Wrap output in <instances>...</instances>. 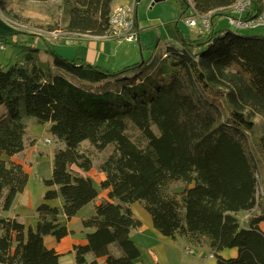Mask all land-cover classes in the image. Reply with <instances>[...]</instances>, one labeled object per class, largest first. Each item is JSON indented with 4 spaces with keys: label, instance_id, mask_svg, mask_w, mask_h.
<instances>
[{
    "label": "trees",
    "instance_id": "1",
    "mask_svg": "<svg viewBox=\"0 0 264 264\" xmlns=\"http://www.w3.org/2000/svg\"><path fill=\"white\" fill-rule=\"evenodd\" d=\"M74 1L68 35L108 32L116 0ZM175 1L184 17L188 4ZM238 1L191 0L196 14H212L210 29L190 39L175 23L179 44L166 45L151 65L148 59L113 70L49 45H18L19 58L0 66V212L11 209L28 181L7 159L23 151L28 125L48 124L61 147L35 208L36 225L0 216V264H60L44 237L64 239L69 232L58 218L69 221L98 197L83 175L93 168L80 149L84 141L98 152L112 150L97 168L106 196L81 221L85 244L72 247L75 264L138 263L130 237L141 226L134 203L161 236L207 246L216 264H264V34L215 23ZM0 7L5 11V0ZM262 10L261 0H251L246 16ZM9 37H0L8 47ZM57 199L61 208L48 204ZM240 213L248 215L245 225ZM226 250L235 257H222Z\"/></svg>",
    "mask_w": 264,
    "mask_h": 264
},
{
    "label": "rangeland",
    "instance_id": "2",
    "mask_svg": "<svg viewBox=\"0 0 264 264\" xmlns=\"http://www.w3.org/2000/svg\"><path fill=\"white\" fill-rule=\"evenodd\" d=\"M154 1L140 0L136 7V15H138L139 21H146V26H149V32L145 31L142 35L148 32L146 36L151 39L147 49L140 51L139 44L136 42L130 44L116 43L109 39H98L90 35H68L66 26L69 10L74 5V0H5V11L0 7V21L10 29L11 32L7 35L11 36L9 38L14 42V45L10 44L9 47L6 45L8 48L0 56V63L6 64L19 58V54L17 56L19 52L18 45L27 41H33L40 47L43 44L52 46L57 53L62 55L75 53V56L79 57L86 53L85 49L90 45L99 48L100 45L97 47V42H100L103 44L101 47L111 48V58L115 54L113 64L106 66L113 70L148 59H153L150 65L156 63L164 53L166 45L174 44L172 43L173 40H170V35H175L173 29L169 28L170 23L176 22L179 31L185 33L184 35L190 39L196 38L198 31L197 28L192 29L185 25L184 17H181L179 6L175 0ZM223 21L224 18L217 19L215 21L217 27H222V25L228 27L226 22ZM236 33L244 35L264 34V28L255 31H238ZM177 44H179V41ZM93 51L99 53L97 49ZM66 76L71 78L69 75ZM29 127L28 137L31 142L33 141L35 149L40 151L41 157L36 152L29 153L30 160L24 165V171L28 175L26 187L21 194L17 195L16 201L13 202L14 209L0 212L1 217H6L11 213L21 214V223L26 226L31 221L35 208L42 203L43 194L46 191L44 181L51 178L53 155L55 150L61 147L55 138L49 134L48 124L43 126L33 124ZM28 140L24 139L25 144L29 147V144L33 143H29ZM80 149L90 155L93 167L98 173L93 175V180L97 182L99 177L97 168L112 148L108 147L106 150L98 152L87 141H84L80 145ZM95 186L100 191L99 186ZM79 226L80 223L75 225L74 221L70 224L72 230L79 228ZM74 237L79 236L75 235ZM71 238L73 237L71 236ZM185 252L182 247L180 251L177 250V254L180 256L179 259L163 261L157 252L154 260L153 253L144 250L142 255L143 264H212V261H204L205 255L199 257L196 255L195 258L197 259H194V256L189 255L192 252L188 254ZM206 255L209 256L208 253Z\"/></svg>",
    "mask_w": 264,
    "mask_h": 264
},
{
    "label": "crops",
    "instance_id": "3",
    "mask_svg": "<svg viewBox=\"0 0 264 264\" xmlns=\"http://www.w3.org/2000/svg\"><path fill=\"white\" fill-rule=\"evenodd\" d=\"M131 1L132 0H116L114 2V6L115 5H126V4H129ZM154 2H156V0ZM261 2L263 4V9H264V0H261ZM136 19H137V27L139 30V36H138V43L137 44H139V46L142 50H145L146 47L151 42V39H149V36H146L147 33L149 32L148 31L149 26H146V21H141V20L139 21L138 15H136ZM223 22H226V24H227V21L225 18H224ZM223 22L221 23V25L223 24ZM175 23L176 22L170 23V27H169L171 30L173 29L174 33H175V29H174ZM227 26H228V24H227ZM220 27L221 26L217 27V29L226 28L223 25L221 28ZM145 31H148V32H146L144 35H142V33ZM10 32L11 31L6 26V24H4L0 21V37L7 35ZM174 39L176 42L174 41ZM170 40H173L172 43H174V44L178 43L176 33H175V35L174 34L170 35ZM165 43H167V42H165ZM97 44H98V46L96 45L97 47H99V45H100L99 48H94V46L90 45L88 48L85 49L86 53L84 55H81L80 57L75 56V53H72L71 55H69V54H67V55L61 54V55L65 56V57H72V56L74 57L75 56L77 58H80V59L87 61L90 64L97 65V66H100L103 68H108L106 66L109 64L110 65L113 64L112 61L114 60L115 54H114L113 58H111V55H110L111 48L110 47H108V48L101 47L103 44L100 42H97ZM95 49L99 50V53H97V51L94 52L93 50H95ZM4 65H5L4 63H0V66H4ZM3 114H4V110L0 109V116H2ZM29 126L30 125H28V127L26 129L25 136H24V139H26V140L29 139V137H28V134L30 133V127ZM28 141H29V143H33V141L31 142V139H29ZM31 152H36L39 156L41 155L40 151L35 149L34 143L29 144V147H28L24 141L23 151L19 154L12 156L11 158H7V159L12 161L13 163L21 165L23 170H24V165L26 164V162H29V160H30L29 159V153H31ZM97 172H99V171L97 170ZM95 174H98V173H96V169L93 167L88 173H85L83 175L91 178L94 185H99V183L104 178V175L99 172V177L97 178V182H95L93 180V175H95ZM105 196H106L105 191H102V190L99 191L98 190V197L95 200V202L89 203L86 206H84L83 208H81L78 211V213L73 218H71L69 221L66 220L63 216H60L58 218V221L63 222L65 224V226L67 227V230L69 232L68 236H66L64 239H62L61 241H56L51 236L44 237L43 243H44L45 247L47 249H53L58 253L60 264H75L74 263V256H73V252H72V247L76 244H85V237H84L85 232L81 227V221L94 214V205L97 204L98 202H100L103 198H105ZM17 197L18 196H16L14 201H16ZM48 204L55 206L57 208H61V206H62V202L60 199H57L54 201H49ZM13 205H12V208L10 210L14 209ZM130 210H131L133 216L136 219H138L141 223L140 227H138L137 229H134L130 233V237H131L132 241L134 242V244L138 247V249L140 251V257L138 259L137 264H143L142 255H143L144 250L153 253V259L154 260L156 259L155 256H156V252H157L163 261H167L169 259H172V260L176 259V258L179 259L180 256L177 254V250L180 251V248H182V247L184 248V251L186 249H189L192 252L189 255L194 256V259H197V258H195L196 255H197V257L205 255V259H204L205 262L212 261V264H216L215 259L212 256V253L210 252V250L207 248V246H205V245L195 246V245L189 244L188 242L185 241L184 238L179 237V236H177L174 240L167 238V237H163L152 227V223H151V219H150L149 215L142 209V207L138 203H134V204L130 205ZM6 217H17L18 221L21 223V214H19V213H15V214L11 213L10 215H7ZM247 217H248V215L246 213L238 214V218L243 225H245ZM37 220L38 219H37V216H36V213L34 210L32 213V216H31V221L28 223L27 226L34 227L37 223ZM73 221H74L75 225L77 223H80L79 228L77 227L74 230H72L70 228V224ZM260 229L264 232V222H262L260 224ZM75 235H78L79 237L75 238L74 237ZM71 236L73 238H71ZM206 253H208L209 256L206 255ZM220 255L224 258H232V257H235L236 252H235V250H226V251L221 252ZM91 260H92V257H88V262ZM98 263L104 264V259L103 258L98 259ZM156 264H159V263H156Z\"/></svg>",
    "mask_w": 264,
    "mask_h": 264
},
{
    "label": "built area",
    "instance_id": "4",
    "mask_svg": "<svg viewBox=\"0 0 264 264\" xmlns=\"http://www.w3.org/2000/svg\"><path fill=\"white\" fill-rule=\"evenodd\" d=\"M189 6L188 13L184 16V23L189 28H197V33L208 32L211 26L212 14L198 15L192 8L191 0H185ZM251 0H240L231 7V15L225 19L233 32L255 31L264 28V9L254 17H247ZM136 0L126 5H115L109 14V29L103 36H93L98 39H109L116 43H135L138 40L139 30L135 27ZM50 35L54 36V34ZM7 46L0 38V56L6 52ZM47 142H49L47 140ZM190 253L189 249L185 250Z\"/></svg>",
    "mask_w": 264,
    "mask_h": 264
},
{
    "label": "water",
    "instance_id": "5",
    "mask_svg": "<svg viewBox=\"0 0 264 264\" xmlns=\"http://www.w3.org/2000/svg\"><path fill=\"white\" fill-rule=\"evenodd\" d=\"M156 2H157V0H156Z\"/></svg>",
    "mask_w": 264,
    "mask_h": 264
}]
</instances>
